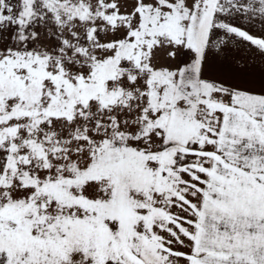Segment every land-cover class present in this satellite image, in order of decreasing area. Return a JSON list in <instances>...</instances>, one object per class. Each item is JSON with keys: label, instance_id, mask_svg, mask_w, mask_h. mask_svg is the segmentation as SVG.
Masks as SVG:
<instances>
[{"label": "snow or ice", "instance_id": "obj_1", "mask_svg": "<svg viewBox=\"0 0 264 264\" xmlns=\"http://www.w3.org/2000/svg\"><path fill=\"white\" fill-rule=\"evenodd\" d=\"M0 264H264V0H0Z\"/></svg>", "mask_w": 264, "mask_h": 264}]
</instances>
